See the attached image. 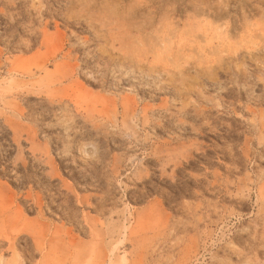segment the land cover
Instances as JSON below:
<instances>
[{"label":"rangeland","instance_id":"obj_1","mask_svg":"<svg viewBox=\"0 0 264 264\" xmlns=\"http://www.w3.org/2000/svg\"><path fill=\"white\" fill-rule=\"evenodd\" d=\"M105 254L264 264V0H0V264Z\"/></svg>","mask_w":264,"mask_h":264},{"label":"bare ground","instance_id":"obj_2","mask_svg":"<svg viewBox=\"0 0 264 264\" xmlns=\"http://www.w3.org/2000/svg\"><path fill=\"white\" fill-rule=\"evenodd\" d=\"M36 2V1H35ZM37 3V2H36ZM59 7V6H58ZM221 10V9H220ZM71 11H74V10H71ZM76 14V13H75ZM47 31V30H46ZM262 39V38H261ZM233 49V48H232ZM32 52V51H31ZM53 52H54V50H53ZM55 53V52H54ZM210 53V52H209ZM235 55V54H234ZM46 59V58H45ZM224 65V64H223ZM40 67V66H39ZM226 69H227V67H226ZM87 95H88V93H87ZM251 108V107H250ZM135 113V112H134ZM148 120V119H147ZM146 123V122H145ZM89 126V125H88ZM146 126H148L147 124H146ZM16 127V126H15ZM157 129V128H156ZM160 130V129H159ZM33 132V131H32ZM30 134V133H29ZM38 134V133H37ZM30 136V135H29ZM36 136V135H35ZM15 138V137H14ZM32 139V138H31ZM49 139V138H48ZM47 141V140H46ZM18 142V141H17ZM36 143V142H35ZM55 143V142H54ZM20 145V144H19ZM145 147V146H144ZM49 148V147H48ZM20 149V148H19ZM74 153V152H73ZM186 155V154H185ZM190 156V155H189ZM20 157V156H19ZM23 157H24V155H23ZM30 157V156H29ZM48 157L50 158V155H48ZM52 157V156H51ZM193 157V156H192ZM180 158V157H179ZM178 160V159H177ZM186 160V159H185ZM184 159H181V161H179V163H178V165L181 167H183V166H185L184 164L186 163V161H185ZM55 161V160H54ZM45 162V161H44ZM73 162H74V160H72V162H70V164H68V167H70V170H71V174L72 175H75V173H74V169L76 168V166L73 164ZM177 163V162H176ZM59 164V163H58ZM93 165H90V166H88V167H86V173L84 174V178H85V180H86V182H88V180H89V178H90V173H91V171L93 170V168H94V164L95 163H92ZM13 166V165H12ZM56 166V165H55ZM54 165H53V163H52V161H51V163H50V165L49 166H47V168L49 169V170H47V172H49L48 174H49V177L51 178V179H53V180H56V179H59V178H62L61 177V173L58 171V168H56ZM58 166V165H57ZM176 166V165H175ZM4 167V166H3ZM20 167H21V169H23V171L25 172L23 175H17L16 174V178H17V180H19L20 182L21 181H25V180H27V179H30L31 177H32V175L29 173V167H28V162L25 160V159H23L22 160V162L20 163ZM62 167V166H61ZM5 168V167H4ZM4 170H6V168L4 169ZM61 171V170H60ZM4 172V171H3ZM78 172V171H77ZM76 172V173H77ZM2 173V172H1ZM148 173V172H147ZM166 174V173H165ZM77 175H78V173H77ZM148 176V175H147ZM77 178V177H76ZM80 178V177H79ZM5 181V180H4ZM10 181V180H9ZM61 182V181H60ZM18 183V182H17ZM22 183V182H21ZM119 183V182H118ZM147 186V185H146ZM3 188V187H2ZM73 189V188H72ZM151 191V190H150ZM77 192V191H76ZM7 193V192H6ZM14 194V193H13ZM30 194V193H29ZM91 196V195H90ZM93 196V195H92ZM80 197V196H79ZM27 198H28V195H27ZM32 198V197H31ZM88 198H89V196H88ZM10 199V198H9ZM40 199V198H39ZM7 200V199H6ZM10 200H12V196H11V199ZM32 200V199H31ZM35 200V199H34ZM41 200V199H40ZM29 201V200H28ZM43 201V200H42ZM18 202V201H17ZM32 202V201H31ZM42 203V202H41ZM66 203H68V201H66ZM84 203H86V202H84ZM33 204H35V203H33ZM43 204V203H42ZM79 204V203H78ZM37 205V204H36ZM91 205V204H90ZM35 206V205H34ZM19 207V206H18ZM39 208V207H38ZM37 208V209H38ZM41 208V211L43 210V208L42 207H40ZM20 210H21V208H19ZM13 210V209H12ZM63 211H62V214L67 218V219H71V220H73V221H76V222H79V221H81L82 223H81V228L82 229H86L87 228V226L83 223L84 222V220L82 219V218H80L79 217V215L78 214H76V213H74V212H72V210L70 209V206L69 205H67L66 206V208H64V209H62ZM19 211V210H18ZM15 211V215H17V217L19 216V215H21V213H23V211L21 210V211ZM39 211V210H38ZM18 212V213H17ZM40 212V211H39ZM147 212H148V210H147ZM133 213V212H132ZM145 213V212H144ZM39 214V213H38ZM23 215V214H22ZM40 215V214H39ZM38 215V216H39ZM44 215V214H43ZM14 216V215H13ZM45 216V215H44ZM135 216V215H134ZM144 216H146V215H144ZM17 217H14V218H17ZM143 217V216H142ZM142 217H140L138 220H141L142 219ZM2 218V217H1ZM14 218H12L13 220L12 221H14ZM26 218V217H25ZM32 218V217H31ZM85 218V217H84ZM89 218V217H88ZM97 218V217H96ZM147 218V217H146ZM19 219H20V217H19ZM35 219H36V217H35ZM34 219V220H35ZM37 219H38V217H37ZM42 219V218H41ZM145 219V218H144ZM26 220V219H25ZM44 220H46V219H44ZM17 223H20L21 222V220L19 221L18 220V218H17ZM30 221H33V219H31ZM38 221H40V220H38ZM63 221V220H62ZM88 221V220H87ZM36 222V221H35ZM35 222H29V224H26V223H28V221L27 222H23V224H21L20 223V227L19 228H22L23 226V229H22V232L24 231V232H26L27 231V226L29 227V225L31 226V224H35ZM41 222V221H40ZM13 223V222H12ZM42 223V222H41ZM40 223V224H41ZM86 223V222H85ZM14 224L15 225H18V224H16L15 222H14ZM12 225V226H15V225ZM36 224H39L38 222L36 223ZM40 224H39V227H40ZM42 224H44V223H42ZM89 224V223H88ZM23 225V226H22ZM57 225V224H56ZM42 226V225H41ZM44 226V225H43ZM49 226V225H48ZM55 226V225H54ZM91 226V225H90ZM111 226V225H110ZM16 227V226H15ZM33 227V226H32ZM36 227H37V225H36ZM45 227V226H44ZM89 227V226H88ZM114 227V226H113ZM41 229H42V227H40ZM61 228V227H60ZM90 228V227H89ZM71 229V228H70ZM38 230V229H37ZM43 230V229H42ZM62 230V229H61ZM121 229L119 228V231H120ZM123 230H125V229H123ZM16 231V230H15ZM35 231H36V229H34V233H35ZM39 231V230H38ZM53 231H54V229H53ZM59 231V230H58ZM92 231H95L94 229L92 230ZM118 231V232H119ZM3 233H4V231H2ZM13 232V230L11 231V233ZM28 232V231H27ZM26 232V233H27ZM43 232V231H42ZM42 232H40L39 231V233L41 234ZM70 232V231H69ZM108 232V231H107ZM126 233H127V231H125ZM5 233H7V232H5ZM18 233H19V231H18ZM96 233V232H95ZM110 233V232H109ZM113 233H115V231H113ZM119 233H121V232H119ZM97 234H100V233H97ZM122 234H124V233H122ZM4 235V234H3ZM33 235V234H32ZM41 235H43V233L41 234ZM73 235H76V234H73ZM78 235V234H77ZM101 235V234H100ZM99 235V236H100ZM111 235H113V234H111ZM5 236V238H6V234L4 235ZM10 236V235H9ZM9 236H7V238H9ZM30 236V235H29ZM122 236V235H121ZM120 236V237H121ZM125 236V235H124ZM134 236V235H133ZM40 237V236H39ZM38 237V238H39ZM60 237V236H59ZM103 237V236H102ZM107 237V236H106ZM123 237V236H122ZM126 237V236H125ZM2 238H3V236H2ZM1 238V239H2ZM6 238V239H7ZM34 238V237H33ZM94 238V237H93ZM101 238V237H100ZM128 238V237H127ZM99 239V238H98ZM116 239V238H115ZM38 241L40 240V239H37ZM36 240V241H37ZM37 241V242H38ZM55 241V240H54ZM53 240L51 241V242H54ZM74 241V240H73ZM93 241V240H92ZM103 241H105V240H103ZM112 241V240H111ZM122 241V240H121ZM7 242V241H6ZM70 242V241H69ZM95 242V241H94ZM94 242H93V244H94ZM125 242V240H123V243ZM2 243V242H1ZM42 243V242H41ZM44 243V242H43ZM59 243H60V240H59ZM59 243H58V245H59ZM89 243V242H88ZM39 244V246H38V249L39 250H42L43 249V244H40V243H38ZM55 244H56V241H55ZM55 244H53V245H55ZM61 244V243H60ZM96 244V243H95ZM94 244V245H95ZM105 244V243H104ZM130 244H131V242H130ZM133 244V243H132ZM14 245V244H13ZM12 245V246H13ZM35 245V244H34ZM45 245V244H44ZM62 246L63 245H66V243L64 244V243H62L61 244ZM90 245V244H89ZM105 245H107V244H105ZM109 245V244H108ZM50 246H52V245H50ZM61 246V248H59L60 247V245H59V247H57V250H59V249H61V251H64V250H62L63 249V247ZM69 246V245H68ZM85 246H86V244H85ZM103 246V245H102ZM115 246V245H114ZM117 246V245H116ZM115 246V247H116ZM14 247V246H13ZM12 247V248H13ZM53 247V246H52ZM56 247V246H55ZM67 247V246H66ZM46 248H48V247H46ZM45 248V249H46ZM50 248V247H49ZM68 248V247H67ZM74 248V247H73ZM75 248H78V247H75ZM93 248V247H92ZM102 249H103V247H101ZM107 248V247H106ZM51 249V248H50ZM52 249H54V248H52ZM65 249V251L67 250L66 248H64ZM72 249V248H71ZM88 249V248H87ZM55 250H56V248H55ZM54 250V251H55ZM93 250H95V249H93ZM45 251V250H44ZM54 251L52 252V254L54 253ZM68 251H69V249H68ZM71 251V250H70ZM75 251V250H74ZM90 251V250H89ZM100 251V250H99ZM112 251V250H111ZM114 251V250H113ZM140 251V250H139ZM58 252V251H57ZM67 252V251H66ZM107 252V251H106ZM42 252H40V254H41ZM59 253V252H58ZM64 253V252H63ZM68 253V252H67ZM67 253H64L65 255H68L69 256V254H67ZM105 253V252H104ZM112 253V252H111ZM114 253V252H113ZM44 254L46 255V253L44 252ZM49 254H50V250H49ZM55 254H56V252H55ZM64 254H63V256H64ZM109 254V253H108ZM108 254H105L102 258H101V260H100V262H98V264H108ZM16 255V254H15ZM42 255H43V253H42ZM71 255V254H70ZM31 256L33 257V253H31ZM56 256H57V254H56ZM67 256V257H68ZM92 256H94L93 254H92ZM111 256V255H110ZM49 255H47V259H49ZM52 257V256H51ZM53 257H55V256H53ZM52 257V258H53ZM67 257H65L64 259L66 260V258ZM88 257V256H87ZM113 257V256H112ZM126 257H128V256H126ZM40 258V257H39ZM70 258V257H69ZM68 258V259H69ZM82 258V257H81ZM110 258V257H109ZM114 258V257H113ZM113 258H112V260H113ZM46 259V260H47ZM92 259H94V258H92ZM111 259V258H110ZM54 259H52L51 261H53ZM56 260H57V258H56ZM55 260V261H56ZM63 260V259H62ZM61 260V261H62ZM65 260H63L65 263H66V261ZM82 260V259H81ZM81 260H79V261H81ZM99 260V259H98ZM54 261V262H55ZM74 261V260H73ZM16 263V262H15ZM62 263V262H61ZM60 263V264H61ZM68 263V262H67ZM70 263V262H69ZM79 263H81V262H79ZM86 263V262H85ZM113 263V262H112ZM55 264V263H54ZM63 264V263H62ZM71 264H77V262L76 261H74V262H72ZM87 264V263H86ZM91 264V263H90ZM110 264V263H109Z\"/></svg>","mask_w":264,"mask_h":264}]
</instances>
